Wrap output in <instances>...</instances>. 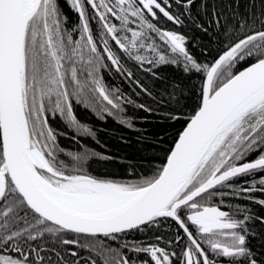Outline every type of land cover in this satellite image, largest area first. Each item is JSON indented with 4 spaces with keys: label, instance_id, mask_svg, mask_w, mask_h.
<instances>
[{
    "label": "trees",
    "instance_id": "obj_1",
    "mask_svg": "<svg viewBox=\"0 0 264 264\" xmlns=\"http://www.w3.org/2000/svg\"><path fill=\"white\" fill-rule=\"evenodd\" d=\"M158 1L175 17L176 23L159 11L150 13L136 6L137 0H128L122 10L113 8L117 17H113L111 28L122 43L120 47L113 41L111 53L116 63L106 61L105 73L78 74L76 80L68 74L64 64L62 76L45 92L44 97L52 103L51 107L76 110L73 116L63 113V116L76 118L74 122L48 121L53 131V134L48 131L49 134L63 143L47 149L56 160L46 151L48 164L55 171L114 182L131 190L151 184L160 175L180 133L200 108L210 67L238 41L264 31V0H192L190 4V0ZM64 7L73 19L69 8ZM160 29L177 34L185 51L173 48ZM263 57L264 34L246 42L220 66L212 90ZM83 62L81 60L80 64ZM23 80L29 143L31 147L41 148L36 143L35 130L46 129L43 115L49 105H44L41 97L31 106L27 101L25 73ZM99 88L105 89L113 104L101 97ZM88 108L96 110L91 112ZM263 155L264 100L244 113L220 137L182 194L201 185L220 164H241ZM59 159L62 161H57ZM2 162L0 129V164ZM39 169L53 183L63 181ZM245 174L248 172L207 191L193 201L194 206L216 204L231 210L238 194L235 184ZM178 210L187 212L189 206ZM175 227L186 241V245L181 243L182 247L176 249L177 263L181 264L186 247L194 250V246L186 233ZM190 232L207 250L201 234L193 227ZM84 238L91 242L87 243ZM114 238L86 237L52 224L27 206L10 181L0 199V264H109L123 248V243ZM66 240H78L79 248ZM113 240L116 246L111 245ZM248 242L253 258L221 253V258L214 262L253 264L254 260V264H264V224H255ZM198 258L202 262L200 255ZM211 258L209 256V262L214 264Z\"/></svg>",
    "mask_w": 264,
    "mask_h": 264
},
{
    "label": "water",
    "instance_id": "obj_2",
    "mask_svg": "<svg viewBox=\"0 0 264 264\" xmlns=\"http://www.w3.org/2000/svg\"><path fill=\"white\" fill-rule=\"evenodd\" d=\"M140 1L145 7H149L150 2L167 18L174 20L157 0ZM40 2L41 0H0V129L3 147L0 197L6 189L7 173L29 208L45 220L75 233L106 235L122 232L164 216L174 218L182 224L176 215L179 206L191 202L228 178L264 165V159H259L222 172L216 170L193 191L178 198L219 138L244 113L264 100V57L212 90L213 79L220 66L246 42L264 34L263 31L241 39L213 63L204 81L200 108L180 133L160 175L145 188L126 189L139 192L133 199L115 211L94 216L73 212L56 201L39 185L28 158L30 145L23 82L25 40L29 22L37 13ZM80 13L82 14L81 10ZM108 29L116 38L110 27ZM163 33L178 51H185L177 35L169 30H163ZM108 56L115 63L110 53ZM102 94L111 102L104 92ZM58 176L63 179L70 178L65 174ZM77 178L110 182L88 176ZM217 211L219 210L216 206H205L203 210L190 214V219L208 229L216 225ZM190 237L202 251L194 238L191 235ZM187 264H193L189 250Z\"/></svg>",
    "mask_w": 264,
    "mask_h": 264
},
{
    "label": "flooded vegetation",
    "instance_id": "obj_3",
    "mask_svg": "<svg viewBox=\"0 0 264 264\" xmlns=\"http://www.w3.org/2000/svg\"><path fill=\"white\" fill-rule=\"evenodd\" d=\"M137 1L138 4L136 6L143 8L141 1ZM125 4H128V0H41L37 13L29 22L25 40L27 101L32 106L37 98L42 97L43 104L47 103L49 105L45 107L43 115L46 129L40 127L37 128L38 130H35L36 143L41 147H36V149L42 161L40 165L38 164L37 169L40 171V167L49 176L62 179L63 181L58 182L57 185H65L67 180L58 176V174L64 173L55 171L54 167L48 164L46 151L53 160H56L53 153L47 149L52 145H63V143L49 134L48 131L51 134H53V131H51L52 128H50L48 121L74 122L76 118L63 116V113H69L73 116L76 110L74 108L51 107L52 103L44 97V94L54 86L55 79L58 81V77L62 76L61 70L63 71L64 64L69 72L68 74L74 76L75 80L78 74L87 73L93 76V74L105 73L108 67L106 61L112 63L108 53H111L113 41L116 44L111 31L108 29L110 27L112 30L111 21L113 17H117L113 8L120 11L124 8ZM148 4L150 8L153 7L155 11H159L150 2ZM64 5L71 11L73 19H71L70 14L65 12ZM162 34L164 35L163 32ZM164 37L167 39L165 35ZM68 52L70 53L67 54ZM76 59L79 60V63ZM81 60H84V62L80 64ZM70 67H72L71 70ZM88 110L94 112L96 109L88 108ZM229 159L230 156L226 158L227 161ZM259 159H264V155L249 162ZM57 161H62V159ZM241 164H220L216 168H219V172H222ZM214 170L216 171V169ZM214 170L204 181L215 172ZM246 172L248 174L241 176L238 179L240 182L235 184V190H238V194L232 206H230L231 210L227 206L216 204H205L200 208H196L193 201L197 197L176 209V215L183 225L174 218L164 216L117 233L106 235L72 233L99 239H109L115 236L114 240L118 239L121 241L123 248L121 247L120 251L118 250V256L109 264H178V252L176 249L178 247L180 249L182 244L186 245V241L182 238L180 230L176 229V225L186 233L194 246V250H191L190 246L186 247L183 260L180 261L181 264H187L188 250L193 259V264H210L209 256L212 257L210 260L214 262V260H218L217 258L221 253L225 256L236 255L238 258H253L254 255L249 252L251 248L249 247L248 237L251 231L254 230L256 223L264 224V217L262 216L264 214V165ZM68 176L74 178L80 175ZM9 181L13 185L9 175L6 173V189L0 199L5 195ZM188 193L181 194L178 198L184 197ZM186 205L189 206V211L178 210ZM205 206H216L219 210L217 211L218 215L215 217L216 225L208 229L203 225L193 223L190 219V214L203 210ZM159 219H162V221ZM191 227L201 234L200 238L207 250L193 237L190 232ZM189 234L194 238L203 252L199 250V247L194 243ZM82 240L87 241V243L91 242L88 238ZM114 240L111 242V245L116 246V241ZM76 242L66 240V243H74L79 248L78 240ZM227 250L233 251L226 252ZM74 251L78 256L76 248ZM198 255H200L202 262L198 261ZM224 258L227 259V257ZM217 263L221 264L223 262L217 261ZM252 263L254 264L255 261L252 260Z\"/></svg>",
    "mask_w": 264,
    "mask_h": 264
},
{
    "label": "bare ground",
    "instance_id": "obj_4",
    "mask_svg": "<svg viewBox=\"0 0 264 264\" xmlns=\"http://www.w3.org/2000/svg\"><path fill=\"white\" fill-rule=\"evenodd\" d=\"M29 1H33V0H29ZM162 6L170 13V11L164 5ZM143 8L147 9L150 13L155 11L154 9L150 7H145L144 5H143ZM159 12L166 19L174 23L177 22L175 17L171 13L170 14L174 18V20L167 18L160 10ZM163 30H161V32H163ZM172 34H175V33H172ZM115 37L116 38L114 37L113 38L115 39L117 45L122 47V43L120 39L116 35ZM177 38H178V35H177ZM168 42L172 45L173 48H175L174 45L169 40ZM110 54L112 55V53ZM113 59L114 61H116L114 56H113ZM24 65H25V60H24ZM98 91L101 97L106 102H108L102 94V92H104L111 100V102H108V103L113 104L112 99L107 94L105 89L99 88ZM28 158H29V162L31 163V168L33 170V173L39 185L43 188V190H45V192H47L52 198H54L56 201L64 205L66 208L76 213H80L84 215H91V216L109 213V212L115 211L116 209H119L120 207L124 206L126 203H128L131 199H133L139 193V192L123 189L122 187H119L114 182L94 181V180H89L86 178L74 179V183H75L74 188H69L67 186H65V188H61V187H58L52 184L50 181L44 178L35 169L34 164L40 165L42 161H41V157L39 156L38 152L32 147L29 148ZM74 189H77V190H74Z\"/></svg>",
    "mask_w": 264,
    "mask_h": 264
},
{
    "label": "rangeland",
    "instance_id": "obj_5",
    "mask_svg": "<svg viewBox=\"0 0 264 264\" xmlns=\"http://www.w3.org/2000/svg\"><path fill=\"white\" fill-rule=\"evenodd\" d=\"M36 165H37V164H34L35 169H36ZM74 184H75V183H74V180H73V179H69V180H67V181L65 182V185H66L67 187H69V188H74V187H75ZM74 190H77V189H74Z\"/></svg>",
    "mask_w": 264,
    "mask_h": 264
}]
</instances>
